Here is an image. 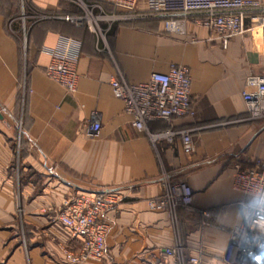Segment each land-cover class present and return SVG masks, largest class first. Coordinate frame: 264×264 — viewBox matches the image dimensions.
Masks as SVG:
<instances>
[{"label":"crops","instance_id":"0c3cea01","mask_svg":"<svg viewBox=\"0 0 264 264\" xmlns=\"http://www.w3.org/2000/svg\"><path fill=\"white\" fill-rule=\"evenodd\" d=\"M78 12L64 0H0V264H68L61 247L80 241L44 212L100 191L116 201L103 217L105 253L82 264H189L191 257L226 264L250 202L232 189L233 176L237 167L264 164V119L248 118L241 97L246 76L264 74V46L245 35L223 48L206 28L189 22L185 35L169 34L157 19L104 20L100 39L58 18ZM55 50L75 58L73 93L45 76ZM170 64L190 72L194 115L139 131L110 80L119 72L141 83ZM93 112L97 137L87 135ZM168 129H188L193 151L185 154L177 136H154ZM180 180L192 190L191 211L148 208L147 199ZM175 247L177 254H165Z\"/></svg>","mask_w":264,"mask_h":264},{"label":"built area","instance_id":"2783aa9c","mask_svg":"<svg viewBox=\"0 0 264 264\" xmlns=\"http://www.w3.org/2000/svg\"><path fill=\"white\" fill-rule=\"evenodd\" d=\"M79 9L78 13L59 15L58 18L77 26H85L97 38L105 32L100 25L104 20L157 19L163 31L183 36L189 22L206 28L226 48L230 39L257 36L264 46V3L257 0H64ZM104 5L112 9L106 13ZM40 16H34V18ZM75 58L67 51H53L44 73L67 92L77 87ZM113 96L121 100L124 111L131 116V125L139 131L153 120L170 123L173 118L192 117L191 77L186 66L170 64L166 72H152L148 80L128 83L117 72L110 80ZM241 97L250 119H264V74L246 76ZM92 113L87 126V135L97 137L99 122ZM170 141L177 136L185 154L193 151V142L188 129H168L161 134ZM232 189L250 199L244 204L243 222L235 230L224 254L226 264H264V164L256 161L253 166L237 167L232 180ZM192 190L182 180L167 183L165 193L147 199L151 210L169 212L176 206L191 211ZM116 204L106 192H81L64 198L61 203L47 209L50 223L60 226L74 239L80 241L77 249L61 247L68 264L86 261H101L105 253V236L108 225L104 214ZM205 217L208 214H203ZM180 248H167L165 254L175 255ZM189 264H199L196 257Z\"/></svg>","mask_w":264,"mask_h":264},{"label":"rangeland","instance_id":"374dc122","mask_svg":"<svg viewBox=\"0 0 264 264\" xmlns=\"http://www.w3.org/2000/svg\"><path fill=\"white\" fill-rule=\"evenodd\" d=\"M25 11V10H24ZM24 13V12H23ZM33 13V12H32ZM20 214H22V212L20 211V210H16L15 211V217L17 218V219H19V215Z\"/></svg>","mask_w":264,"mask_h":264}]
</instances>
